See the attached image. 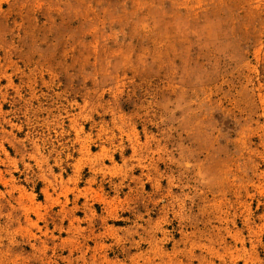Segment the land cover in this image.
I'll return each instance as SVG.
<instances>
[{"label": "rangeland", "instance_id": "rangeland-1", "mask_svg": "<svg viewBox=\"0 0 264 264\" xmlns=\"http://www.w3.org/2000/svg\"><path fill=\"white\" fill-rule=\"evenodd\" d=\"M0 264H264V0H0Z\"/></svg>", "mask_w": 264, "mask_h": 264}]
</instances>
